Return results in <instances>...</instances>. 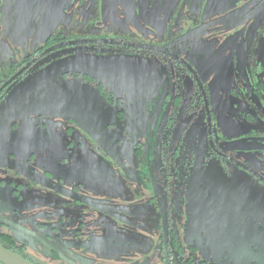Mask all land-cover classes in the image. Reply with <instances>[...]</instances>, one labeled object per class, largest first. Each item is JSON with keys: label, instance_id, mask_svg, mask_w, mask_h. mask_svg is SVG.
<instances>
[{"label": "flooded vegetation", "instance_id": "1", "mask_svg": "<svg viewBox=\"0 0 264 264\" xmlns=\"http://www.w3.org/2000/svg\"><path fill=\"white\" fill-rule=\"evenodd\" d=\"M262 191L264 0H0L1 245L105 264L153 206L164 264H256Z\"/></svg>", "mask_w": 264, "mask_h": 264}, {"label": "rangeland", "instance_id": "2", "mask_svg": "<svg viewBox=\"0 0 264 264\" xmlns=\"http://www.w3.org/2000/svg\"><path fill=\"white\" fill-rule=\"evenodd\" d=\"M139 94L138 92H135ZM85 99L90 103L91 108H94L93 110L97 111L98 117L104 120H108L109 122H115L118 119V111L117 108L121 110H125V112H128V110L133 109L131 112V115L128 113V121L126 122V125H131L130 128L133 130L134 134H136V131L133 128V125L136 126L139 131L143 128V124L139 122L140 120H144V129L147 127L149 123H152V108L146 107L145 109H142V111L134 110L136 108H131L127 110L126 105L121 104H111L104 95L101 94V92L98 89H93L92 91H89L88 93H84ZM126 102L135 100L136 97L131 93V96L125 95ZM156 101H160L161 95L160 91H157L155 94ZM144 107V106H142ZM95 111V112H96ZM144 115L145 118H144ZM141 118V119H139ZM126 119V120H127ZM125 120V121H126ZM134 120V121H133ZM125 121H120V125L125 124ZM137 121L138 123H134ZM105 121H101L100 126L105 128ZM140 124V125H139ZM148 128V127H147ZM148 132V130H147ZM144 134L143 132H141ZM121 136H125L127 134L126 130L120 131ZM139 161V160H138ZM98 163V161L94 162ZM129 169L125 170L126 174L133 177L135 172L128 171ZM137 174L138 171H136ZM125 183H127V180H125ZM263 192V191H262ZM261 193L262 196H264V192ZM153 194V193H152ZM264 199V197H262ZM155 202V199L152 200ZM160 226L157 222L156 217L153 214V206H152V222L147 221L145 222L141 227H135L133 232L124 233L121 235V239L126 240L125 242H132L135 243V247H130L128 249H122V253L115 254L110 253V251H107V254H104V261L105 264H164L163 254H164V248L162 247V236L160 233ZM127 252V253H126ZM247 264H255L251 263L250 261L247 262ZM256 264H264L263 262H259Z\"/></svg>", "mask_w": 264, "mask_h": 264}, {"label": "water", "instance_id": "3", "mask_svg": "<svg viewBox=\"0 0 264 264\" xmlns=\"http://www.w3.org/2000/svg\"><path fill=\"white\" fill-rule=\"evenodd\" d=\"M0 263L1 264H35L23 256L7 249L0 244Z\"/></svg>", "mask_w": 264, "mask_h": 264}]
</instances>
